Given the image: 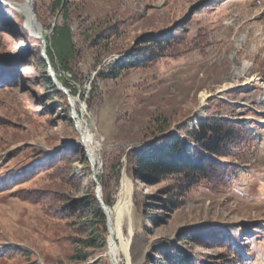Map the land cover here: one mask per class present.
Listing matches in <instances>:
<instances>
[{"label":"rangeland","instance_id":"rangeland-1","mask_svg":"<svg viewBox=\"0 0 264 264\" xmlns=\"http://www.w3.org/2000/svg\"><path fill=\"white\" fill-rule=\"evenodd\" d=\"M62 1L33 0L36 38L25 0H0V264H112V245L119 264L178 249L194 264H264V0ZM136 52L147 65L113 71ZM211 117L234 125L227 181L141 176L135 153L173 135L197 150ZM80 144L44 168L45 151ZM95 195L106 224L85 231L87 212L101 219Z\"/></svg>","mask_w":264,"mask_h":264},{"label":"trees","instance_id":"trees-1","mask_svg":"<svg viewBox=\"0 0 264 264\" xmlns=\"http://www.w3.org/2000/svg\"><path fill=\"white\" fill-rule=\"evenodd\" d=\"M57 6L63 7V1L58 0ZM170 38L171 36L165 38V41H167L166 43L170 42ZM71 41V32L67 25L64 24L63 26L55 27L54 46L57 48L62 62L65 58L70 56ZM154 41L159 45V43L162 42V39L160 38ZM157 47L160 48V46ZM150 53L152 55L151 59L158 57L154 52L151 51ZM145 58L146 55L143 52L132 53L125 58L122 63L115 66L113 71L130 67L145 66L148 63V60ZM42 59L44 60V57ZM47 81L49 85L53 86V80L51 77H47ZM64 85L68 87L67 84ZM75 94L76 93H74V95ZM237 123L239 126H246L247 124L244 120L238 121ZM198 127L199 129L195 130V134L197 135L198 141L202 143V146L197 150L188 148L186 141L179 135H173L166 137L161 141L148 144L135 153L137 166L141 176H149L150 179L146 180L150 183H152L153 179L159 181L175 173L181 174L185 183L188 184H193L196 179L207 176L213 177L214 180L217 181H227V173L221 165L219 158L228 153V146L226 147V143L230 142L235 135L233 130L234 125L228 118L211 117L200 119ZM248 133L251 134L252 131L248 130ZM76 147H82V145L60 146L56 151H45L47 155H45L43 160L44 168L54 166L58 161L69 154L73 155L76 152ZM36 163H38V161ZM31 170L32 168L19 172V174L25 175ZM94 197L96 203L95 210L98 211L101 219L96 220L94 217L91 218V213L87 212V219L83 222V229L85 231L94 230L95 225L98 223L106 224V216L103 212V208L98 202L96 195ZM81 203L86 205L87 201L83 200ZM106 203L109 205L111 204L108 200H106ZM87 209L88 207L86 210ZM162 264H194V262L189 253L182 249H178L173 257L163 260Z\"/></svg>","mask_w":264,"mask_h":264},{"label":"bare ground","instance_id":"bare-ground-1","mask_svg":"<svg viewBox=\"0 0 264 264\" xmlns=\"http://www.w3.org/2000/svg\"><path fill=\"white\" fill-rule=\"evenodd\" d=\"M20 8L22 10H24L25 12H28L29 14V21L27 22L26 26L29 30V32L32 34V36L34 35V33H41V25L40 23L37 22V18H36V15H35V12L32 8V6L30 5V0H25L24 3H21L20 5ZM35 37V36H34ZM76 114L78 115V113L76 112ZM83 130V128L81 129ZM87 132V131H86ZM85 132V133H86ZM87 135V138H89L90 140L93 138L92 135L89 134V131L86 133ZM91 142V141H90ZM93 143V142H92ZM88 145V144H87ZM90 150V149H89ZM94 150V149H93ZM99 158H97L96 154L95 153H92L91 156H90V161L93 163V164H97V161H98ZM112 209V208H111ZM108 210V208L106 209V213H108L110 215V219H111V225H113V212L112 210ZM113 227V226H112ZM112 231H113V228H112ZM114 232V231H113ZM112 240V239H111ZM112 249V256L115 258V250H116V246L112 245L111 247ZM117 252V251H116ZM115 264H119L117 261Z\"/></svg>","mask_w":264,"mask_h":264},{"label":"water","instance_id":"water-1","mask_svg":"<svg viewBox=\"0 0 264 264\" xmlns=\"http://www.w3.org/2000/svg\"><path fill=\"white\" fill-rule=\"evenodd\" d=\"M30 5L32 6V8H34V2H33V0H30ZM33 36H35L36 38H39L40 37L39 36V33H34ZM51 74H52V77L55 80L56 84L58 85V87L61 88L62 90H66V87L58 81L57 76H56V72L53 69L51 70ZM98 193H99L98 194V198H99V200H100V202H101V204H102V206H103V208L105 210V213H106V209L108 208V210H110L111 207L104 202V200L102 198V195H101V192H100V188L98 189ZM106 214L108 215L109 224H111L110 215L108 213H106ZM111 233H112V235H114V232L113 231H111ZM112 254H113L112 253V249L110 248V257H111V260H112V264H115L116 263V260L112 256Z\"/></svg>","mask_w":264,"mask_h":264}]
</instances>
